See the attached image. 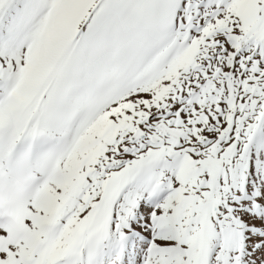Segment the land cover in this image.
Returning a JSON list of instances; mask_svg holds the SVG:
<instances>
[{
  "label": "snow or ice",
  "instance_id": "obj_1",
  "mask_svg": "<svg viewBox=\"0 0 264 264\" xmlns=\"http://www.w3.org/2000/svg\"><path fill=\"white\" fill-rule=\"evenodd\" d=\"M0 264H264V0H0Z\"/></svg>",
  "mask_w": 264,
  "mask_h": 264
}]
</instances>
